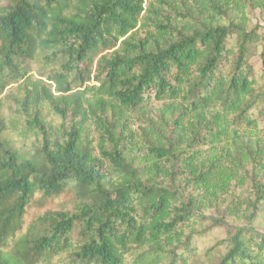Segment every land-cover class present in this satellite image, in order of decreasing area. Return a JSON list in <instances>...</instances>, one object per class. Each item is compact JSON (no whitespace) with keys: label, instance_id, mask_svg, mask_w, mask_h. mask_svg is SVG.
Returning a JSON list of instances; mask_svg holds the SVG:
<instances>
[{"label":"trees","instance_id":"obj_1","mask_svg":"<svg viewBox=\"0 0 264 264\" xmlns=\"http://www.w3.org/2000/svg\"><path fill=\"white\" fill-rule=\"evenodd\" d=\"M0 264H264V0H0Z\"/></svg>","mask_w":264,"mask_h":264}]
</instances>
